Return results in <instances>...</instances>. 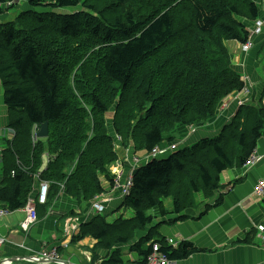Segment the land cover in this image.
Instances as JSON below:
<instances>
[{
    "label": "trees",
    "instance_id": "obj_1",
    "mask_svg": "<svg viewBox=\"0 0 264 264\" xmlns=\"http://www.w3.org/2000/svg\"><path fill=\"white\" fill-rule=\"evenodd\" d=\"M50 1L56 8L81 10L51 18L26 11L0 24L2 97L7 127L15 131L3 152L0 201L11 211L25 206L38 173L51 184L44 207L61 184L68 196L83 202L101 194L99 176L113 188V135L123 147L131 142L136 156L142 151L150 155L158 145L170 148L188 127L202 128L214 119L223 101L244 88L226 43L250 45L246 21L259 15L252 0ZM42 2L29 4L41 7ZM85 77L97 78V84L90 87ZM237 108L216 136L134 167L129 195L119 206L123 212L132 210L133 217L120 214L109 224L104 213L81 224V234L89 232L96 241L92 256L95 250L107 252L100 263V256L93 257L92 264H123L114 246L128 244L149 223L146 212L171 215L166 221L174 224L189 219V211L210 207L196 195L213 199L220 174L245 166L264 132L262 103ZM107 112L115 113L112 132L100 123ZM45 122L48 137L34 139ZM46 152L50 161L40 172ZM184 196L191 206L181 204ZM167 199L172 203L168 211ZM168 240L146 234L132 245L137 255L132 264H147L154 245L169 262L202 252L187 241L173 248Z\"/></svg>",
    "mask_w": 264,
    "mask_h": 264
},
{
    "label": "crops",
    "instance_id": "obj_2",
    "mask_svg": "<svg viewBox=\"0 0 264 264\" xmlns=\"http://www.w3.org/2000/svg\"><path fill=\"white\" fill-rule=\"evenodd\" d=\"M253 1L259 6V15L256 20L246 22L247 29L251 34V49L244 52L240 43L236 41L226 43L232 55L233 68L239 73L244 83L243 90L234 92L226 98L223 101L226 106L220 107L216 117L206 123L204 127L191 133L187 142L179 144L178 148L181 145L189 147L201 139L216 136L222 126L229 123L234 117L241 102H249L254 105L262 103L264 107V25L262 29L260 28L262 33L259 35L254 34L252 29L253 23L258 21V18L264 17V0ZM6 9L7 7L1 8L0 21L12 15ZM238 49L239 51L235 55ZM2 93L0 82V182L4 179L3 152L15 135V132L8 133V130L11 129L7 127V107L4 105ZM185 133L189 134L187 129L182 132V134ZM115 138L117 139L116 135L114 140ZM117 140L122 142L121 139ZM130 144L131 142L127 146L128 149H124L121 145L122 150H119V145L113 146L117 159L109 167L111 175L119 171L125 173L134 168L130 161L132 157H136L137 152L133 148L131 149ZM254 155L262 157L257 165H251L252 167L234 166L220 174V189L213 199H204L200 195H196L197 200L202 202L201 205H209V208L199 207L194 211H189L187 212L190 216L189 219L174 224L167 223L166 219H171L172 216L170 215L169 218L166 216V224L155 233L157 236L160 235L166 239L178 236L181 241L190 242L203 252L175 264H264V237L256 230L257 226H264V197L257 200L253 193L257 181L264 178V133L257 142ZM49 161L50 158L46 152L42 165H48ZM43 170L44 168L40 172ZM70 172L71 170L68 174ZM39 175L40 173L33 177V186L24 207L11 211L0 201L1 210L5 211L0 216V241L2 242L0 264H92L91 261L95 256L101 257L97 260L100 263L99 260H102L106 251L95 250L96 255L92 256V249L96 245V241L89 232L86 234L80 232L81 224H86L97 215L90 210L91 204L95 202L93 198L97 195L87 202L78 201L68 196L61 184L56 195L48 200L49 205L47 204L45 207L39 205L38 209L36 207L37 222L31 225L27 232L22 230L21 225L27 218L25 207L28 200H35L40 184L47 183V181L39 179ZM99 182L103 195L109 201L105 206L104 213L109 215L107 222L112 224L120 217V214H124L123 209H119L122 199L117 193L116 185L110 188L109 181L103 176H99ZM48 184L50 190L51 184L49 182ZM165 201H168L164 202L166 210H171V200ZM200 210H204V212L200 214ZM153 212L156 214L157 211L153 210ZM127 215L133 217V211H129ZM155 226L156 224L152 227ZM58 247L60 248L57 251L60 263L33 260L41 252ZM114 247V250H120L122 260L124 256L121 253L125 248H129V252H133L126 258L131 257L132 261L136 260L137 255L133 251V246L126 244Z\"/></svg>",
    "mask_w": 264,
    "mask_h": 264
},
{
    "label": "rangeland",
    "instance_id": "obj_3",
    "mask_svg": "<svg viewBox=\"0 0 264 264\" xmlns=\"http://www.w3.org/2000/svg\"><path fill=\"white\" fill-rule=\"evenodd\" d=\"M29 1L30 0H16V1H14V2H12L11 3V5H9V7H7V11L8 12H10L12 15H10L9 16V18H5L4 20H1L0 21V24H2V23H9V22H13L15 19H16V17L19 15V14H21V13H23V12H26V11H33V12H38V13H43V14H47L50 18L53 16V15H61V14H71V13H73V12H75V11H80L81 9H80V7H76V8H56V7H54V6H51V5H49V4H52V1H50V0H43V6H32L31 4H29ZM84 1V0H83ZM253 1V0H252ZM254 2V1H253ZM258 6V5H257ZM258 14H259V6H258ZM259 20L258 21H256V22H254L253 23V26H252V29H254V28H256V26L258 25V23H259V25H260V28L262 29V27H263V25H264V17L263 18H258ZM247 22V21H246ZM46 25L44 24V25H41L40 27H38L39 29H44V28H46L45 27ZM262 33V30H260V32L257 34V35H259V34H261ZM229 43H231V42H229ZM239 49H240V46H239ZM239 49L238 50H236V52H235V55H237V53H238V51H239ZM250 49H251V47H250ZM243 50H245V49H243ZM71 53H73L74 51H70ZM81 67H83V66H81ZM80 66L78 67V69H80L81 68ZM77 70V69H76ZM85 79L88 81L87 82V84L90 86V87H94L96 84H97V78L96 79H94V80H90V79H88L87 77H85ZM73 84L71 83V86H72ZM94 95L97 97V98H100V93L99 92H94ZM116 102H120V101H116ZM122 102H126V101H122ZM223 105V103L221 104V106ZM242 105H245V104H242ZM220 106V107H221ZM241 106V105H240ZM220 109V108H219ZM7 113H8V110H7ZM236 113V112H235ZM114 117H115V113L114 112H107L106 114H104V117L101 119V121H100V123L103 121V123L104 124H106V127H107V129H108V131L109 132H112V125H111V122L114 120ZM138 120V119H137ZM228 124V123H227ZM206 125V124H205ZM204 125V126H205ZM203 126V127H204ZM224 126V125H223ZM222 126V127H223ZM196 129H199V128H195V127H188L187 128V132H189V134L188 133H185V134H182L181 135V137H180V139H179V141H177V142H175L174 143V146H176V145H179V144H182V143H184V142H187V139L190 137V134L191 133H193V132H195L196 131ZM222 131V129L220 130V132ZM13 132H15L13 129H11V130H8V133L9 134H11V133H13ZM35 134H36V132H34ZM264 133V132H263ZM1 134V133H0ZM115 137V135H113V138ZM168 135L165 137V139L166 140H168ZM117 139H118V137H117ZM116 138H115V140H114V142H113V146L114 145H119V150H122L121 149V145H122V142L120 143L118 140H117ZM171 146H173V145H171ZM185 146L184 145H181L180 146V148H184ZM129 147H124V149H128ZM164 148H168V147H164ZM164 148L163 147H161V145H158L154 150L155 151H158V150H160V151H163L164 150ZM175 151H177V150H173V149H170V150H168L167 151V153L165 154V155H162V156H159V157H153V156H146V154L145 153H143V152H145V151H142V153H140V155L143 157V156H146V157H144L142 160H140L139 162L140 163H135V168H139V167H141V166H144L145 164H147L148 162H150L151 160H153V159H151V158H154V159H162V158H165V157H167V156H169L171 153H173V152H175ZM248 160H252V166H255V165H257L261 160H262V157H259V156H257V155H254V153L249 157V159ZM247 160V161H248ZM77 164V162H76V160L74 159L73 160V163H71V166H75ZM129 166V165H128ZM251 166V167H252ZM47 167V165L46 164H44V165H42V168H44V170H45V168ZM244 167V166H243ZM41 168V169H42ZM43 170V171H44ZM261 182V180H258L257 181V183L255 184V187L259 184ZM255 187H254V189L253 190H255ZM117 193H118V195L120 194V196H121V193H120V190L118 189L117 190ZM189 197V196H188ZM188 197H186V196H184V197H180V202H181V204L182 205H187V206H191L190 205V200H188ZM121 198V197H120ZM196 198V197H195ZM94 200H95V202H100L101 203V205L102 206H104V208H105V206H107V203H109V201H108V199L107 198H105V196L103 195V193H101V194H97V196L95 197V198H93ZM122 199V198H121ZM197 199V198H196ZM257 200H258V198H256ZM123 200V199H122ZM194 200V199H193ZM166 202H168V201H165V203ZM198 202H199V200H198ZM93 209V205H91V209L90 210H92ZM93 212H95V210L93 209ZM129 211L128 210H126V209H124V214H121V215H123L122 217H123V219H130L131 217L130 216H126V214L128 213ZM130 214V213H129ZM146 214L149 216H151V218H150V221H149V223L145 226V227H143V229H140L138 232H136L135 234H134V236L132 237V241H130L129 243H128V245H130V246H132L133 245V243L135 244L136 242H138V240L141 242L142 241V238L144 237V236H146V234H149V233H152V232H154V233H156V232H158V230H161V227H163L164 226V224H166V222H165V219H166V217H161L160 215H157V214H154V212L153 211H150L149 213H147L146 212ZM167 220V219H166ZM157 225V228H152V226L153 225ZM130 232H132L133 233V231L132 230H127L126 231V233L128 234V233H130ZM170 241H172L174 244H176L177 242H180L181 241V238H179L178 236L177 237H175V238H171V239H169ZM168 240V241H169ZM173 248H177V246H172ZM53 249V248H52ZM51 250V249H50ZM56 251H57V248H56ZM59 251V250H58ZM130 250H129V248H125L124 249V252L123 253H121V254H123V256H124V259H123V261L124 262H126V264L128 263V264H132L133 263V259L131 258V257H129V258H126V256H129L130 255V253H133V252H129ZM198 254V253H197ZM127 259V260H126ZM176 262H171V264H175Z\"/></svg>",
    "mask_w": 264,
    "mask_h": 264
},
{
    "label": "built area",
    "instance_id": "obj_4",
    "mask_svg": "<svg viewBox=\"0 0 264 264\" xmlns=\"http://www.w3.org/2000/svg\"><path fill=\"white\" fill-rule=\"evenodd\" d=\"M1 6V3H0ZM260 32V25L258 23V25L256 26L254 33L257 34ZM249 45L246 46V48ZM176 146H171L170 148H164L163 151H155L154 149L152 150V152L150 153V155L146 154V156H153V157H159L162 155H165L167 153L168 150L170 149H175ZM140 157V156H136V157H132L130 163L133 164V167H135V163H140L139 161L142 160L144 157ZM154 159V158H151ZM252 165V160H248L245 163V167L251 166ZM135 168H133L131 171L128 172H117L114 173L115 175V185L117 186V189L120 190L121 193V198L123 199L124 197H126L127 195H129L130 192V188L132 186L131 180H132V171ZM122 174H123V179H122ZM254 195L256 196V198L261 199L264 197V178L261 179V182L255 187V190L253 191ZM47 194H48V184L46 182H42L40 184V190H39V194L36 198V200H28L29 202L27 203V206L25 207L26 211H27V218L24 222V224L21 225L22 230L24 232H27L29 230V227L33 224H35L37 222V212H36V204L39 205H44L47 202ZM94 210L95 213H101L103 212V206L101 205L100 202H94ZM5 213V211L1 210V204H0V216H2ZM257 232L264 237V226L263 225H259L256 227ZM168 243L172 246H177L179 242H177L176 244H174L172 241H168ZM2 242L0 241V246H1ZM58 253L56 251V248H53L51 250H47V251H43L39 254L38 257H34L33 260H42L45 261L47 263H60L61 261L58 258ZM147 264H171V262H169L167 259H165L164 257H162L159 253H158V246L154 245L153 246V253L152 255L148 258V262Z\"/></svg>",
    "mask_w": 264,
    "mask_h": 264
},
{
    "label": "water",
    "instance_id": "obj_5",
    "mask_svg": "<svg viewBox=\"0 0 264 264\" xmlns=\"http://www.w3.org/2000/svg\"><path fill=\"white\" fill-rule=\"evenodd\" d=\"M48 137V122L39 126V130L35 134V139H44Z\"/></svg>",
    "mask_w": 264,
    "mask_h": 264
},
{
    "label": "clouds",
    "instance_id": "obj_6",
    "mask_svg": "<svg viewBox=\"0 0 264 264\" xmlns=\"http://www.w3.org/2000/svg\"><path fill=\"white\" fill-rule=\"evenodd\" d=\"M255 34V33H254ZM258 34V33H257Z\"/></svg>",
    "mask_w": 264,
    "mask_h": 264
}]
</instances>
